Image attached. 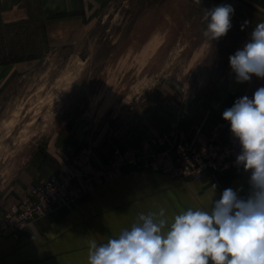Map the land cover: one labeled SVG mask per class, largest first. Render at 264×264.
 Listing matches in <instances>:
<instances>
[{
  "label": "rangeland",
  "instance_id": "374dc122",
  "mask_svg": "<svg viewBox=\"0 0 264 264\" xmlns=\"http://www.w3.org/2000/svg\"><path fill=\"white\" fill-rule=\"evenodd\" d=\"M28 1V22L0 27V59L28 41L40 54L0 89V223L42 180H62L69 205L144 141L205 144L226 109L264 87L237 82L229 62L264 22V0H80L85 24L48 44L40 1ZM223 4L232 27L209 42L205 9Z\"/></svg>",
  "mask_w": 264,
  "mask_h": 264
},
{
  "label": "clouds",
  "instance_id": "9594fccd",
  "mask_svg": "<svg viewBox=\"0 0 264 264\" xmlns=\"http://www.w3.org/2000/svg\"><path fill=\"white\" fill-rule=\"evenodd\" d=\"M233 13L229 4L205 9L209 42L227 34ZM229 62L237 82L264 79V22ZM222 116L241 147L236 164L251 173L247 198L228 188L210 210L189 208L171 219L163 208L140 213L118 237L99 245L90 240L88 264H264V87L252 99H237Z\"/></svg>",
  "mask_w": 264,
  "mask_h": 264
},
{
  "label": "crops",
  "instance_id": "0c3cea01",
  "mask_svg": "<svg viewBox=\"0 0 264 264\" xmlns=\"http://www.w3.org/2000/svg\"><path fill=\"white\" fill-rule=\"evenodd\" d=\"M39 1L48 38L63 36L66 24H76L70 35L85 24L80 0ZM31 16L28 0H0V26L28 22ZM33 60L0 64V89L7 88ZM231 134L227 121L223 138ZM43 163L44 168L47 162ZM131 169L127 166L119 176L82 194L75 203L0 238V264H88L90 240L99 245L118 237L122 229L131 228L140 213L163 208L171 219L189 208L210 210L212 200H219L228 188L247 198L250 188L251 173L243 168L207 173L200 180L186 182L160 172ZM37 172L39 179L46 171Z\"/></svg>",
  "mask_w": 264,
  "mask_h": 264
},
{
  "label": "built area",
  "instance_id": "2783aa9c",
  "mask_svg": "<svg viewBox=\"0 0 264 264\" xmlns=\"http://www.w3.org/2000/svg\"><path fill=\"white\" fill-rule=\"evenodd\" d=\"M224 126L214 130L205 144L199 146L183 140L167 144L166 140L144 141L135 148L127 161L116 163L109 160L104 168L103 179L94 176L92 188L102 181L117 177L121 171L131 166L130 171L149 170L168 174L182 182L200 180L207 173L225 172L243 168L236 164L241 152L239 141L231 134L223 138ZM66 187L60 179H45L30 188L27 196L13 205L0 223V238L27 228L32 222L73 202L72 196L65 195ZM91 189V188H90ZM73 195V194H71Z\"/></svg>",
  "mask_w": 264,
  "mask_h": 264
},
{
  "label": "trees",
  "instance_id": "16d2710c",
  "mask_svg": "<svg viewBox=\"0 0 264 264\" xmlns=\"http://www.w3.org/2000/svg\"><path fill=\"white\" fill-rule=\"evenodd\" d=\"M42 25H43L42 27L44 31L43 39L45 40L46 44H48V36L46 34L44 20L42 22ZM34 44H35V41H28L27 43L22 44L21 47L25 48V51L23 53H14V51L11 49L9 53H7L3 58L0 59V64L8 63L11 61H20V60L38 58L40 54L33 52L32 47H35ZM29 48L32 50H30Z\"/></svg>",
  "mask_w": 264,
  "mask_h": 264
}]
</instances>
